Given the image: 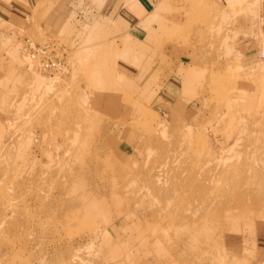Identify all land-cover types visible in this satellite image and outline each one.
<instances>
[{
  "label": "rangeland",
  "instance_id": "rangeland-1",
  "mask_svg": "<svg viewBox=\"0 0 264 264\" xmlns=\"http://www.w3.org/2000/svg\"><path fill=\"white\" fill-rule=\"evenodd\" d=\"M46 1L0 25V264H264V0H159L149 47Z\"/></svg>",
  "mask_w": 264,
  "mask_h": 264
},
{
  "label": "crops",
  "instance_id": "crops-1",
  "mask_svg": "<svg viewBox=\"0 0 264 264\" xmlns=\"http://www.w3.org/2000/svg\"><path fill=\"white\" fill-rule=\"evenodd\" d=\"M67 2L70 1L71 4L68 5L67 15L71 17L73 20L77 21V23H81V19H75L72 14L75 15L72 11L76 10V5L79 0H66ZM100 4H104V0H96ZM110 0V4L107 5V9L103 15H97L90 12L91 19L96 16V19L106 18V24L110 23L109 31L111 29V25L113 26L112 29H116L117 23H123L124 26L127 25L131 27V29H135L136 32L140 31L138 34L143 35L142 38L137 37L136 35H131L128 32H125V36L123 39L125 41L130 40V43L134 44H141L142 46L156 43L155 41L159 39V34L157 33L159 30H165L167 25H162L163 19L162 15L159 17L157 11L162 7V3L157 0ZM66 2V3H67ZM95 2V3H97ZM49 3L46 0H0V25L6 24L8 22H12V19L17 21L18 19H23L27 17L28 13L32 12H42ZM151 6L155 7L151 10L149 9ZM100 7V6H99ZM65 8V7H64ZM73 8V9H71ZM77 14V13H76ZM89 15V14H88ZM77 16V15H76ZM85 16L83 15L82 19ZM89 17L86 16L83 24L84 27H87V23L89 22ZM117 20V21H116ZM162 23L159 25V23ZM166 22V21H165ZM168 22V21H167ZM150 23V24H149ZM96 26V25H95ZM95 26H89L91 29ZM83 27V28H84ZM161 27V28H160ZM93 30V29H92ZM161 30V32H162ZM136 39V40H135ZM145 42H147L145 44ZM158 44V43H157ZM136 46V45H135ZM130 50V49H129ZM180 92V90H179ZM166 95V94H165Z\"/></svg>",
  "mask_w": 264,
  "mask_h": 264
},
{
  "label": "built area",
  "instance_id": "built-area-1",
  "mask_svg": "<svg viewBox=\"0 0 264 264\" xmlns=\"http://www.w3.org/2000/svg\"><path fill=\"white\" fill-rule=\"evenodd\" d=\"M45 67L48 69L56 68L59 71H61V69H63V67L60 64H57V63L54 64L51 61L46 62Z\"/></svg>",
  "mask_w": 264,
  "mask_h": 264
}]
</instances>
